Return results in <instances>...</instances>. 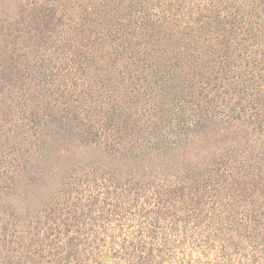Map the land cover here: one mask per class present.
I'll list each match as a JSON object with an SVG mask.
<instances>
[{
	"label": "trees",
	"instance_id": "1",
	"mask_svg": "<svg viewBox=\"0 0 264 264\" xmlns=\"http://www.w3.org/2000/svg\"><path fill=\"white\" fill-rule=\"evenodd\" d=\"M0 264H264V0H0Z\"/></svg>",
	"mask_w": 264,
	"mask_h": 264
}]
</instances>
